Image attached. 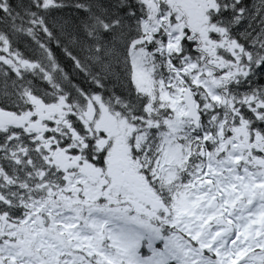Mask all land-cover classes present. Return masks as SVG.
<instances>
[{"label": "rangeland", "instance_id": "374dc122", "mask_svg": "<svg viewBox=\"0 0 264 264\" xmlns=\"http://www.w3.org/2000/svg\"><path fill=\"white\" fill-rule=\"evenodd\" d=\"M156 1L163 4V9L154 11L148 7L146 16L141 14L135 23L132 29L135 33H132L126 46H119L120 39H113L112 42L98 40L103 42V54L118 56L119 62L127 67L129 89L137 88L143 94L141 96L147 98L148 121L142 118L146 124L142 126L140 123L134 124L135 120L131 123L127 118L120 119L116 112L110 111L112 106L100 97L81 95L80 98L86 103V123L94 125L99 135V131L107 130L109 135L101 137L100 141L114 144L106 157L108 175L116 174L113 155L125 148V133L127 136L130 127L141 130L135 148L137 152L138 148L146 152L147 155H142L143 159L151 161L154 175L165 180L163 194L171 212L166 216L168 226L162 232L155 229L158 223L154 221L142 227L141 222H135L136 218L127 216L134 212L125 204L108 208L109 213L91 212L92 207L101 209L102 206L95 204L99 196L106 203H118L130 198L131 194L122 189L108 196L105 189L101 190L99 182L89 181L92 203L90 230L87 235H83L82 227L73 231L74 242L71 247L76 252L74 264H160L161 259L175 264H264V188L261 186L264 185V160L261 163L258 155L256 159L246 157L249 155L246 153L251 131L247 129V122L244 125L237 123L239 113L244 110L235 104L246 101L248 112L249 108H255L256 118L261 115L257 111L258 105L251 106L253 98L246 95V90L232 86L239 70L224 71V62L219 58L220 54L226 57L231 52L234 58L231 63L235 64L242 57L245 45L232 39L239 29L243 43L253 40L254 43L259 42L257 35L252 34V24L254 16L259 15L261 18L264 0H251L249 15H245L243 9L233 13L227 6L231 11L224 17L228 26L215 28L218 33L212 32L208 17V11L217 9L214 0H206V4L202 5L205 9L200 7L198 14L192 11L189 0ZM224 3H219V6ZM58 25L61 30L66 28L64 24ZM187 31L193 35L196 49L201 50L199 60L180 53L182 39L187 36ZM115 41L118 45L112 44ZM112 45L117 47L116 52ZM9 59H12L10 55ZM186 88L192 91L198 109L203 113L197 130L193 128L192 121L183 117L187 112L182 100ZM65 100H52L50 107L72 108ZM222 106L226 113L219 119L216 108ZM10 107L16 108V105ZM208 113H211L209 117ZM113 133L115 135H111ZM128 138L127 143L134 144ZM207 180L214 182L215 191L211 192L205 186ZM75 181L87 186L82 176ZM216 193L221 202L219 208L213 210L208 204ZM136 209L139 211L137 206ZM217 215L224 216L233 225L228 236L221 237L224 229H204ZM146 220V217H142V221ZM143 228L149 229L154 239L165 235L170 249L166 252L157 251L158 258L141 257L138 254V240L143 236L145 239L151 236L149 233L145 235ZM18 238L26 241L27 247L40 246L43 242L41 239L34 242L32 237L24 235ZM44 241L50 246L51 240ZM256 247L259 249L256 250ZM204 249L210 250L214 258L203 254ZM58 256L51 255L50 262H54ZM31 258L35 261L37 256L32 255Z\"/></svg>", "mask_w": 264, "mask_h": 264}, {"label": "trees", "instance_id": "16d2710c", "mask_svg": "<svg viewBox=\"0 0 264 264\" xmlns=\"http://www.w3.org/2000/svg\"><path fill=\"white\" fill-rule=\"evenodd\" d=\"M247 7L251 12V0L229 5L233 13ZM229 9L211 14V23H221ZM136 10V0H0V106L11 109L12 104H29L31 96L56 98L63 93L72 96L77 113L83 110L78 93H99L123 111L141 105L128 87L127 67L118 56L103 54V42L98 41L120 39L119 46H126L135 33L133 18L140 15ZM261 11L252 32L264 41V5ZM58 24L66 28L61 30ZM240 34L233 37L243 43ZM183 45L182 53L195 54L191 40ZM258 47L260 54L251 65L260 62V74L249 93L260 94L264 101V42ZM235 105L244 110L248 103ZM218 112L221 119L224 106Z\"/></svg>", "mask_w": 264, "mask_h": 264}, {"label": "flooded vegetation", "instance_id": "af4514ba", "mask_svg": "<svg viewBox=\"0 0 264 264\" xmlns=\"http://www.w3.org/2000/svg\"><path fill=\"white\" fill-rule=\"evenodd\" d=\"M60 125L70 128L68 115L53 110L47 117L40 106L21 111L13 123L0 117V264H74L71 244L75 223L83 228V235L89 228L91 174L97 175L95 182H105L101 188L107 194L111 192L107 182L112 176L108 175L106 165L110 150L102 154L99 164L103 167L96 166L95 161L84 163L82 155L75 158L68 137L66 144L63 141L58 146ZM32 138L39 146L35 151L26 150ZM16 139L23 143L20 150L17 146L5 148ZM112 162L118 168V185L139 199L141 209L148 215L156 209L155 205L159 212L166 211L163 198L155 197L149 168L138 154L125 148L113 155ZM79 176L87 186L75 183ZM80 212L82 215L76 217ZM159 224L165 228L164 221ZM20 235L43 242L40 246L27 247L26 241H13L11 246V240ZM44 240H51L50 246ZM53 254L60 257L50 262ZM32 255L37 256L35 261Z\"/></svg>", "mask_w": 264, "mask_h": 264}, {"label": "water", "instance_id": "95a60500", "mask_svg": "<svg viewBox=\"0 0 264 264\" xmlns=\"http://www.w3.org/2000/svg\"><path fill=\"white\" fill-rule=\"evenodd\" d=\"M184 100H185L186 105L188 107V112L186 113L185 116L188 117V118H193L195 120V124L198 125L199 116H198V113H197L196 108H195V102L193 100L192 94H191V92L189 90L185 91ZM210 186L212 188L213 185L211 184ZM211 206L212 207H216L217 203L214 202V203H212Z\"/></svg>", "mask_w": 264, "mask_h": 264}]
</instances>
